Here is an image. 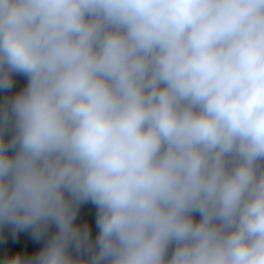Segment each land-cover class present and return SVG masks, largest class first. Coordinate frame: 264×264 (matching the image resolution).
<instances>
[{"label":"clouds","instance_id":"9594fccd","mask_svg":"<svg viewBox=\"0 0 264 264\" xmlns=\"http://www.w3.org/2000/svg\"><path fill=\"white\" fill-rule=\"evenodd\" d=\"M5 229L43 244L3 264H264V0H0Z\"/></svg>","mask_w":264,"mask_h":264},{"label":"trees","instance_id":"16d2710c","mask_svg":"<svg viewBox=\"0 0 264 264\" xmlns=\"http://www.w3.org/2000/svg\"><path fill=\"white\" fill-rule=\"evenodd\" d=\"M78 220L81 222L91 221L93 232L95 233V208L92 206H82ZM43 241H35L27 232H20L13 238L9 229H5L0 234V264H3L5 256L12 254L15 250H20L24 254H29L30 250L39 249Z\"/></svg>","mask_w":264,"mask_h":264},{"label":"crops","instance_id":"0c3cea01","mask_svg":"<svg viewBox=\"0 0 264 264\" xmlns=\"http://www.w3.org/2000/svg\"><path fill=\"white\" fill-rule=\"evenodd\" d=\"M25 79L23 77H17V82H16V88H19L21 86H23V84L25 83ZM86 206H92L94 207L93 205L91 204H86Z\"/></svg>","mask_w":264,"mask_h":264}]
</instances>
